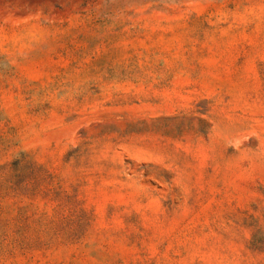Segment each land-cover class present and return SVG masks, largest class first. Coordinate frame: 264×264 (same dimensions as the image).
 Wrapping results in <instances>:
<instances>
[{
  "label": "rangeland",
  "instance_id": "obj_1",
  "mask_svg": "<svg viewBox=\"0 0 264 264\" xmlns=\"http://www.w3.org/2000/svg\"><path fill=\"white\" fill-rule=\"evenodd\" d=\"M0 264H264V0H0Z\"/></svg>",
  "mask_w": 264,
  "mask_h": 264
}]
</instances>
